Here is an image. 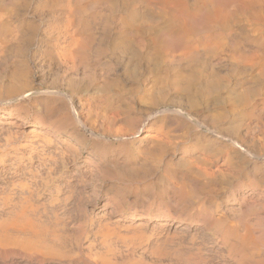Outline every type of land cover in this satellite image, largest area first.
<instances>
[{
    "label": "rangeland",
    "instance_id": "rangeland-1",
    "mask_svg": "<svg viewBox=\"0 0 264 264\" xmlns=\"http://www.w3.org/2000/svg\"><path fill=\"white\" fill-rule=\"evenodd\" d=\"M114 1L115 4L113 3V0H0V227L2 226L5 228V226L7 225V228H1L4 229L5 233L7 234L3 233L0 237V241L3 237H5V241L2 240L3 242H0V264H104L105 262H108L107 264H124L125 262H127L128 264L130 262L131 264H138L139 262H141V264H145L144 262H146V264H150L152 262L153 264H156L157 262L158 264H192L194 261L195 262L193 264H238L237 258L235 257L236 253L233 254L234 252L230 251L229 249L230 247H234L235 249L240 246L238 244L234 246L235 244L233 242L228 244L227 247L226 244L223 245L224 243L220 238V230L217 229L216 226H212V228L211 225H207V223H205L202 219L203 217L197 215L198 213H202V216L206 212L211 214L213 213L211 216L213 219L216 218V220H221L225 217V223L227 225L237 226V228L240 229V217L244 219L242 217V213L247 211V209L245 208L246 205H244L247 203V199L245 198L244 200L241 199V197L247 195V192L252 190L254 193H256V195L258 194L262 196V199L264 200V188H262L264 187V161L263 163H261V165L258 162L260 166L258 165V167H256L255 169L253 168L254 161L256 160L255 158L258 159L259 157L264 155V150H258V147H260L259 149L261 150L264 149V139L262 138L264 137V114H262L264 112H260L262 110L260 107H264V76L262 75L264 74L262 73L264 71V63H261V59L264 60V13H262L264 12V0H184L189 3L183 2L182 0H164V3H162L163 0H128V2L127 0ZM131 2L132 4H136L132 5ZM137 3L139 6L137 5ZM193 4L195 6H192ZM125 5H128V7L126 6L127 8H125ZM62 7H65L66 10ZM87 7L90 9L88 10ZM132 7L134 9H131ZM233 8H235V10ZM148 9H151L154 12H152L151 10L147 11ZM209 9L211 12L209 11ZM146 11L148 14L146 13ZM62 12H65L66 14ZM71 12H73L74 14ZM178 12L180 14H178ZM220 13L222 14L220 15ZM241 13L243 16L241 15ZM63 16L67 20H65ZM226 16L227 20H225ZM174 17H176L177 19ZM69 19H71L72 21H70ZM65 22H68V24ZM248 22L250 23L248 24ZM132 23L134 24L132 25ZM153 23L156 24L154 25ZM74 26L75 28H77V31H74L76 30ZM86 27H88L89 29L87 30ZM65 28L70 33H72L71 31L79 32L84 36L89 34L90 31H92L94 35L96 34V36H94V41L96 42V44H98L96 45L92 39V41L94 42L93 44L91 41V44L93 45L92 48H94L95 50L93 49V53L91 55L92 57L90 56L89 61L87 62L89 66H87L86 68L88 69L89 67H91L92 69H89H91L92 71L87 70V72L86 70H81L80 68V71L76 72V75L74 73V70L72 69V63L69 62L70 60H68L69 66L67 65V67H62V65L57 66V63H55L56 59L53 58H57V55H59V53H57L58 49L66 45L65 37L67 31L65 30ZM127 28L129 29V31L124 32V29L126 30ZM151 28L153 30H151ZM254 28L257 31H254ZM207 29H210V32H208ZM78 30H80L81 32ZM120 30L129 35L135 33L146 34L147 32V37L145 36L146 41H144L145 44L147 43L148 47H145L144 52L147 51L145 52L147 54L149 52H151V54L155 53L154 57H157L159 55V59L156 57L155 58L159 61H163L160 63L156 59H154V66L152 64H145L143 61L139 66H137L139 67V70L141 69L140 71L138 70L140 73H138V71H136L137 73H135L133 70L135 69L136 64L134 58L138 52H136L137 49L135 50L137 45L134 43L136 42H134V40L129 42V40H131L132 38L127 39V41H122L121 39H119V37L121 36L120 34H122ZM131 31L133 32L131 33ZM148 32L151 33L149 34ZM227 32L231 34L229 35ZM107 33H110L111 38H108L106 36ZM159 33L165 35L166 41L162 44H155L153 43L152 38H154V36ZM116 35L119 37H117ZM206 35L213 38L215 37L217 39L214 38L216 40L214 41V39L210 40L212 39L211 37L204 38L207 37ZM249 36L250 38H248ZM254 36H256L255 39ZM116 37L117 39H115ZM199 39L204 41H199ZM205 39L206 41L210 40L211 42H209V44L207 45L208 41L206 42ZM112 40H115V43ZM118 40H121V42H119ZM195 40L197 41L193 42ZM217 40L218 42H221L218 43ZM116 41L119 43H117ZM187 41L190 43H188ZM252 41H254V43ZM124 42H126L127 44ZM192 42L195 44H192ZM204 42H206V45L209 48L206 49V47H203L206 46ZM212 42H216V44ZM111 43H114L117 46H112ZM120 43H122V45ZM199 43L201 45H197ZM210 43L212 44L211 46H209ZM88 44L91 46L90 42ZM130 44L134 46L132 47ZM119 45L123 46L124 48H121V46ZM213 45H216L217 47L214 46L213 48ZM219 45L222 47V49ZM199 46H201L200 48L203 51H201ZM230 47L232 49L234 48V53L238 49L235 53L236 56H231L234 53H232L233 50H230ZM137 48H139V46ZM187 48H193V50L195 49L192 55H190V51H187ZM228 49L229 52H227ZM159 50L161 53L159 52ZM205 50H207V52H205ZM197 51L199 54L197 53ZM223 51H225V54L223 53ZM184 52L190 54L187 55ZM252 52L256 56L259 55V60L256 61V73L250 71V69L245 67V65L243 64L244 62H242L243 60H241V58L236 59V57L240 56L239 53L241 55L246 53L245 55L248 56V53L253 54ZM53 53H56L57 55H54ZM166 53L167 56H165ZM227 53H230L231 55H228ZM50 54H52V56ZM176 54H178L179 56ZM183 54L187 56L185 57ZM132 56L134 58H132ZM172 56H175V58ZM183 56L185 57V60H181V58L183 59ZM187 57L188 60L186 59ZM168 58L169 61H166L168 60ZM208 59L211 61H209ZM219 59L223 62H221ZM227 59L230 61L232 60L231 62L233 63L227 61ZM174 60L176 65L174 64ZM263 60L262 62H264ZM155 61L160 63V65L156 64ZM206 61H208L209 63H206ZM124 62L127 63L125 64ZM128 62L131 63L128 64ZM191 62L193 63L191 64ZM227 62L231 63H229L231 67ZM238 62H240L241 65L240 63L238 64ZM259 62L261 63V65ZM225 63L227 64L225 65ZM166 64L170 67H167ZM214 64H218L217 69L215 67L216 65ZM220 64L221 66L219 67ZM233 64H235L236 66H234ZM149 65H151L152 67ZM155 65H158L159 67H156L155 69ZM223 65L225 67H223ZM162 66L164 69L162 68ZM209 66L211 68L213 67L212 69H214V71H212ZM260 66H262L263 68H261ZM196 67L198 72L196 71ZM200 67L202 69H200ZM150 68H152L153 70ZM159 68H161L162 70ZM242 68L246 69L244 71H247L248 69L249 73L244 72ZM83 70L84 72H87V75L86 72L84 75ZM145 70L147 71V74ZM148 70H152L153 74L148 75ZM187 70L189 72H187ZM230 70L232 71V73ZM237 70H239V72ZM124 71L128 72L125 73ZM142 71L145 73H143ZM176 71L179 73H177ZM215 71L216 74L212 75L211 73ZM259 71L262 72L259 73ZM196 72L198 76L195 75ZM242 72H244L245 75L244 73L241 74ZM199 73L203 74L202 78H200L201 74ZM251 73L253 74L252 77H250ZM126 74L128 75L126 76ZM129 74H132V76H130ZM138 74L141 75L139 76ZM90 75L93 76L91 77ZM160 75L162 78H165L162 80ZM164 75H167V79ZM83 77L92 79V82L90 79H87L86 81V78ZM175 77H182V79L180 78V80L179 78H177V81H181L178 82L177 85V81L174 80L176 79ZM186 77L188 78V80H186ZM253 77L257 79V82ZM132 78H135L137 80H133ZM194 78L196 80H194ZM198 78H200L201 80H199ZM204 78H206L205 80H207V82L204 81ZM251 78L253 81L251 80ZM142 79L145 81H142ZM153 79H155V81ZM168 80L173 83L175 81V85L177 87H174V84L172 86V83L170 86ZM138 81H140V85ZM157 81H163L164 84L165 81H168L169 83L168 84L166 82L165 86L162 83L164 89V95L162 94V99L161 97L158 98V95L154 93L156 87L162 86L161 83L159 82V84ZM202 81L203 84L201 85L200 83H202ZM211 81H216L215 83L217 85L214 84V82L212 84ZM210 82L212 85H214L213 87ZM89 83L91 85H89ZM87 84L90 87H88ZM152 84L154 85L152 86ZM85 85L88 88L84 89ZM150 85L151 87H149ZM207 85L211 86V88L207 87ZM204 87L207 88L205 89ZM128 88L131 91H129ZM140 89H142L143 91ZM147 89L148 91L151 90V92H148ZM127 90L129 91V94ZM237 92L238 94L240 93V98L237 97ZM147 93H153V95L151 96L153 97L155 95V98L157 97L158 101L153 97V102V100L149 99V96H147L150 94ZM142 94L147 95L146 97H143ZM232 95H235L236 97H232ZM143 98L144 100H139ZM232 98H237L238 101H234H236L235 104L238 102V106L237 104H234V101H230V99ZM261 99L263 100L261 101ZM146 100H151L152 102L150 103L148 101L149 103H147ZM159 100L161 102L163 100V103L159 104ZM143 101H145L147 104L142 103ZM190 101H193L192 104H190ZM258 101L262 103H259ZM230 102L232 103V105ZM240 102L243 107L241 106V104H239ZM106 103L108 106L104 108L106 106ZM194 103L196 104L195 107L193 106ZM128 104L132 105V107L130 105L132 109L127 107L124 108L125 105L128 106ZM233 104L235 105L234 107ZM239 105L243 109L240 108V110ZM117 106H119V108ZM254 106L258 108L254 109ZM149 107H151V109H149ZM159 107H163L168 110L165 112L167 117L165 116V114L159 116L154 121L152 127H150L149 129L147 127H142V129L137 132L134 131L136 128L135 125H133V127H131L132 125L130 126V121H133L137 117V114L138 117L136 119L142 118L143 116L141 115H143L144 112H147V110L144 111V108H147L149 110V113L154 109H158ZM251 107L253 110L251 109ZM232 108L236 111H232ZM139 109L140 111L142 109V111L140 112ZM182 110L184 111L183 113ZM227 110H231L232 113L230 112L229 114V111L227 113ZM127 112L129 113V115ZM197 112H199V115L197 114ZM207 112L210 113L212 118L208 117L209 115H205L207 114ZM213 112H215V114L218 113V115H215ZM221 113L224 115H222ZM131 114H133V117L131 116ZM219 114L221 118H218L219 120L215 119V117H219ZM235 114L240 115L235 116ZM107 115L110 119H107ZM113 115H115L116 117ZM125 116L127 117L129 124L126 120H124L126 119ZM231 116L232 118H230ZM200 117H202L203 119H200ZM207 117L209 120L206 119ZM259 117H261L262 119ZM117 118L119 119V121ZM192 118L195 120H193ZM112 119L116 122L114 123ZM213 119L214 123L212 122ZM221 119L224 122L219 123ZM123 120L126 121L125 123L128 124L132 129L129 128V126H125V124L123 125ZM227 120L230 121L228 122ZM209 122L212 123L210 124ZM200 123L204 124L201 125ZM246 123L248 126L245 125ZM213 124H215V128L213 127ZM203 125L205 126L203 127ZM232 125L236 128L231 129L233 127ZM211 127L212 129H210ZM254 128L257 129L254 130ZM259 128L263 129V131ZM248 129L252 131V133ZM229 130L230 132H232V134L228 133ZM244 130H246V132ZM119 131L122 135H118ZM257 131H260L263 136H261L260 133L259 136ZM235 132H239L237 133V135H239L237 136ZM92 133L95 135L97 133L96 137ZM115 133L119 137L116 136ZM146 134L154 135L156 139L152 138L153 141L151 139L149 141V138L142 140ZM163 134L164 136H162ZM256 134L258 136H255ZM225 136H227V138ZM239 136H241V139ZM230 137L232 138L230 139ZM233 137L236 139H234ZM250 137L252 138V142L254 143L257 140L255 145L254 143H250ZM237 139L241 141L238 142ZM243 139H245V141ZM156 140L157 142L154 145V143L152 142H155ZM167 141L168 145L166 143ZM241 142H244L245 146H243L244 143L242 145ZM224 143L226 146L224 145ZM159 145L161 147H159ZM155 148L159 150L163 148L164 150L161 149L160 151L163 150L162 152H160L159 150L157 152ZM146 149H148V151ZM236 149L239 151H236ZM245 149H247V151ZM252 149L253 151H251ZM150 150L152 153L150 152ZM153 150H156V152ZM248 150H250V152ZM257 150L260 151V154H258ZM144 151L147 153H145ZM235 151L238 154L235 153ZM251 152H256V156H254V154L252 155ZM152 154H154V157L152 156ZM159 154H161L163 157L161 156V158L160 156H158ZM246 154L249 155L247 156ZM201 156L202 158H200ZM249 156H252V158ZM195 157H198L199 160ZM246 158L249 159V161ZM251 159H253V161ZM199 161L200 163H198ZM205 163L207 164V166H205ZM178 164H180L181 166L183 165V167ZM192 165L194 166V168L192 167ZM192 168L195 170L197 168L205 170L207 169L206 171H210L208 176H210L212 172L213 174H217L218 171V176H214L217 178L221 177L222 180L213 177L212 174L210 180H212V178L214 180L209 181V178H207L208 176H200ZM184 172L186 173L183 174ZM196 173L197 176H195ZM220 173L226 174H224L223 177V175ZM188 174L191 175L188 176ZM180 177H182V180ZM198 177H201L200 179L204 184L201 183V180H199L200 182L198 181ZM203 177L204 179H202ZM192 179L195 180L193 181ZM253 179L254 181H257L256 186H253L255 184L251 183V180ZM203 180H207L206 184ZM170 181L172 182V184H170ZM179 181H182L183 183ZM191 182L196 183V189L191 185ZM220 182H222L223 184ZM170 185H173V187L175 185V187L173 188ZM206 186H208V188ZM180 188L182 189L183 197L186 199L189 196L187 201H193L191 205L188 204L189 206L186 204L181 205L182 208L187 207L188 210L191 208V215L187 217L188 219L184 218L183 216L181 217L180 215L173 216L172 212L167 211L166 208L163 209V204L165 200L170 197L169 195H171L172 189ZM190 188H193L192 191H190ZM197 189L198 191H195ZM211 189L212 191H210ZM214 189H216L217 191ZM258 191H260V193ZM208 193L209 195L212 193L213 195H211L214 198L210 197L211 195L208 196ZM193 195L194 198L192 200ZM201 196L203 198H199ZM162 198L164 200H162L161 202ZM204 198L206 199L204 200ZM150 199L152 200V202L150 201ZM202 201L204 204L202 203ZM210 201L211 204H209ZM202 204L204 205V207ZM206 207L208 210L204 211ZM213 208L215 211L213 210ZM202 210L204 212H202ZM225 210L227 211L225 212ZM222 212H224L225 215ZM230 212H232L233 215ZM222 215L224 216L222 217ZM249 218L252 219V217ZM169 219L171 222L169 221ZM164 221H169L170 225L167 228L160 230L159 224ZM203 223L209 226L210 229L208 227L206 229ZM105 225L107 227L104 228ZM169 228L170 230H167ZM203 228H205V232ZM114 229L115 232L113 231ZM216 229L219 231H214ZM106 231H108L109 233ZM174 233L176 237L173 235ZM105 234L107 235L105 236ZM108 234L113 235L110 236ZM105 237L108 238L106 239ZM171 237H174L175 239H172ZM168 238H171V241L168 242ZM146 240H148L147 243ZM166 240L168 243L166 242ZM172 240L175 241L172 242ZM215 240L217 243L215 242ZM220 244L223 245L224 248ZM160 245L162 247L165 246L163 247V250L166 251L162 250V252V247ZM248 245L245 246L251 247V245ZM155 246H157V248H155ZM143 249H145V253L143 252ZM149 250L151 251L150 254L149 252H147ZM185 250H188L189 254L193 253L192 255H195L197 252L200 253H197L199 256L197 254L195 255L197 257L196 259L195 256L192 257V255H189ZM156 252H158L159 254H157ZM164 252L166 253L164 254ZM181 252H184L183 256ZM153 253L156 254L152 255L154 256V261L151 257V254ZM200 254L202 256H204L205 254L206 255L201 258ZM255 254L254 260L259 261L260 258L258 257L260 256H258V253L256 254V256ZM129 255L131 256V260H133L134 263L131 260H127V257L128 259H130ZM185 255H188L189 257H186ZM162 256L163 259L161 258L162 260H159V257ZM209 256L210 258H208ZM98 257L100 258L98 259ZM148 257H151L149 259L152 261L148 260ZM233 257H235L236 260ZM138 258H140L139 262H137ZM188 258L194 261L192 262L188 260ZM101 259H103L104 261ZM105 259H107L108 261ZM185 259L188 261H186Z\"/></svg>",
    "mask_w": 264,
    "mask_h": 264
},
{
    "label": "bare ground",
    "instance_id": "bare-ground-1",
    "mask_svg": "<svg viewBox=\"0 0 264 264\" xmlns=\"http://www.w3.org/2000/svg\"><path fill=\"white\" fill-rule=\"evenodd\" d=\"M117 1H118V0H117ZM120 1H121V0H120ZM129 1H130V0H129ZM131 1H132V0H131ZM133 1H134V0H133ZM135 1H137V0H135ZM143 1H144V0H143ZM173 1H174V0H173ZM175 1H176V0H175ZM182 1H183V2H186V1H184V0H182ZM196 1H197V0H196ZM242 1H248V0H242ZM256 1H257V0H256ZM258 1H259V0H258ZM127 2H128V0H127ZM127 2H126V3H127ZM164 2H165V1L163 0L162 3H164ZM177 2H178V1H177ZM180 2H181V1H180ZM180 2H179V3H180ZM50 3H51V2H50ZM113 3L115 4V1H114V0H113ZM129 3H130V2H129ZM149 3H150V2H149ZM169 3H170V2H169ZM186 3H189V2H186ZM242 3H243V2H242ZM263 3H264V2H263ZM48 4H49V3H48ZM94 4H95V2H94ZM103 4H104V3H103ZM107 4H108V3H107ZM109 4H110V3H109ZM114 4H113V5H114ZM116 4H117V3H116ZM118 4H119V3H118ZM123 4H124V3H123ZM131 4H132V2H131ZM133 4H134V3H133ZM133 4H132V5H133ZM135 4H136V3H135ZM135 4H134V5H135ZM165 4H166V3H165ZM165 4H164V5H165ZM215 4H216V3H215ZM89 5H92V4H89ZM101 5H102V4H101ZM137 5H138V3H137ZM142 5H143V4H142ZM164 5H163V6H164ZM190 5H191V4H190ZM216 5H217V4H216ZM234 5H235V4H234ZM63 6H64V5H63ZM114 6H115V5H114ZM119 6H120V5H119ZM126 6L128 7V5H125V8H127ZM130 6H131V5H130ZM138 6H139V5H138ZM192 6H195V5L193 4ZM197 6H198V5H197ZM204 6H205V5H204ZM209 6H210V5H209ZM67 7H68V6H67ZM97 7H98V6H97ZM109 7H110V6H109ZM160 7H161V6H160ZM189 7H190V6H189ZM231 7H232V6H231ZM58 8H59V6H58ZM62 8H63V7H62ZM62 8H61V10H62ZM87 8H88V7H87ZM111 8H112V7H111ZM145 8H146V7H145ZM216 8H217V7H216ZM239 8H240V7H239ZM63 9H65V7H64ZM89 9H90V8H88V10H89ZM112 9H113V8H112ZM131 9H134V8L132 7ZM146 9H147V8H146ZM165 9H166V8H165ZM187 9H188V7H187ZM201 9H202V8H201ZM203 9H204V8H203ZM233 9L235 10V8H233ZM237 9H238V7H237ZM250 9H251V8H250ZM263 9H264V8H263ZM58 10H60V9H58ZM65 10H66V9H65ZM77 10H78V9H77ZM95 10H96V9H95ZM95 10H94V11H95ZM102 10H103V9H102ZM113 10H114V9H113ZM150 10H151V9H150ZM150 10L148 9L147 11H150ZM159 10H160V9H159ZM245 10H246V9H245ZM253 10H254V9H253ZM261 10H262V9H261ZM133 11H134V10H133ZM135 11H136V10H135ZM139 11H140V10H139ZM142 11H143V10H142ZM147 11H146V13H147ZM151 11H152V10H151ZM157 11H158V10H157ZM209 11H210V9H209ZM216 11H217V10H216ZM241 11H242V10H241ZM80 12H81V11H80ZM90 12H91V11H90ZM115 12H116V11H115ZM130 12H131V11H130ZM144 12H145V11H144ZM152 12H154V11H152ZM210 12H211V11H210ZM243 12H244V11H243ZM252 12H253V11H252ZM62 13L66 14L65 12H62ZM62 13H61V14H62ZM71 13H73V12H71ZM100 13H101V12H100ZM117 13H118V12H117ZM133 13H134V12H133ZM165 13H166V12H165ZM231 13H232V12H231ZM231 13H230V14H231ZM237 13H238V12H237ZM262 13H264V12H262ZM73 14H74V13H73ZM76 14H77V13H76ZM147 14H148V13H147ZM160 14H161V13H160ZM178 14H180V13L178 12ZM221 14H222V13H220V15H221ZM232 14H233V13H232ZM234 14H235V13H234ZM110 15H111V14H110ZM144 15H145V14H144ZM195 15H196V14H195ZM226 15H227V14H226ZM228 15H229V14H228ZM241 15H242V13H241ZM255 15H256V14H255ZM262 15H263V14H262ZM59 16H60V15H59ZM164 16H165V15H164ZM168 16H169V15H168ZM178 16H179V15H178ZM232 16H233V15H232ZM242 16H243V15H242ZM242 16H241V17H242ZM260 16H261V15H260ZM63 17H64V16H63ZM76 17H77V15H76ZM78 17H79V16H78ZM88 17H89V16H88ZM97 17H98V16H97ZM124 17H125V16H124ZM241 17H240V18H241ZM245 17H246V16H245ZM64 18H65V17H64ZM70 18H73V17H70ZM74 18H75V17H74ZM148 18H149V17H148ZM174 18H176V17H174ZM181 18H182V17H181ZM226 18H227V16L225 17V20H227ZM248 18H249V17H248ZM250 18H251V17H250ZM176 19H177V18H176ZM178 19H180V18H178ZM182 19H183V18H182ZM204 19H205V18H204ZM229 19H232V18H229ZM229 19H228V20H229ZM65 20H67V19L65 18ZM65 20H64V21H65ZM69 20L72 21L71 19H69ZM69 20H68V22H69ZM80 20H81V19H80ZM148 20H150V19H148ZM151 20H152V19H151ZM242 20H243V19H242ZM242 20H241V21H242ZM93 21H94V20H93ZM177 21H178V20H177ZM182 21H183V20H182ZM238 21H239V20H238ZM245 21H246V20H245ZM255 21H256V20H255ZM68 22H65V23L68 24ZM85 22H86V21H85ZM141 22H142V21H141ZM145 22H146V21H145ZM147 22H148V21H147ZM187 22H188V21H187ZM211 22H213V21H211ZM214 22H215V21H214ZM242 22H243V21H242ZM70 23H71V22H70ZM72 23H73V22H72ZM92 23H93V22H92ZM130 23H131V22H130ZM142 23H143V22H142ZM160 23H161V22H160ZM215 23H216V22H215ZM235 23H236V21H235ZM235 23H234V24H235ZM249 23H250V22H248V24H249ZM262 23H263V22H262ZM0 24H1V23H0ZM67 24H66V25H67ZM106 24H107V23H106ZM106 24H105V25H106ZM110 24H111V23H110ZM133 24H134V23H132V25H133ZM153 24H154V23H153ZM155 24H156V23H155ZM155 24H154V25H155ZM162 24H163V23H162ZM180 24H181V23H180ZM182 24H183V23H182ZM184 24H185V23H184ZM206 24H207V23H206ZM211 24H212V23H211ZM211 24H210V26H211ZM213 24H214V23H213ZM223 24H224V23H223ZM246 24H247V23H246ZM71 25H72V24H71ZM73 25H74V24H73ZM113 25H114V24H113ZM146 25H147V24H146ZM174 25H175V24H174ZM187 25H188V24H187ZM207 25H208V24H207ZM215 25H216V24H215ZM215 25H214V26H215ZM220 25H221V24H220ZM228 25H229V24H228ZM257 25H258V24H257ZM263 25H264V24H263ZM64 26H65V25H64ZM69 26H70V24H69ZM89 26H90V25H89ZM183 26H184V25H183ZM255 26H256V25H255ZM65 27H66V26H65ZM71 27H72V26H71ZM82 27H83V26H82ZM108 27H109V26H108ZM110 27H111V26H110ZM151 27H152V26H151ZM153 27H154V26H153ZM212 27H213V26H212ZM224 27H225V26H224ZM262 27H263V26H262ZM66 28H67V27H66ZM66 28H65V30L67 31L68 28H67V29H66ZM69 28H70V27H69ZM74 28H75V26H74ZM86 28H87V30L89 29L88 27H86ZM111 28H112V27H111ZM149 28H150V27H149ZM183 28H184V27H183ZM208 28H209V27H208ZM213 28H214V27H213ZM249 28H250V26H249ZM63 29H64V28H63ZM75 29H76V30H74V31H77V28H75ZM84 29H85V28H84ZM127 29H128V28H127ZM127 29H126V30L124 29V32H125V31H129V29H128V30H127ZM146 29H147V28H146ZM211 29H212V28H211ZM261 29H262V28H261ZM65 30H64V31H65ZM69 30H70V29H69ZM122 30H123V29H122ZM122 30H120L122 34L119 33L121 36H120L119 34H118V35H119L120 37L117 36V35H116V36L119 37V39H121L122 41H125V40L127 41V39L132 38L131 40H129V42L132 41V40H134V42H136V43H134V42H133V43L137 45V46L135 45V46H136L135 50L137 49L136 52L138 51V52H137V55H135V58L132 56V58H134L135 61H136V62H135V63H136V64H135V69H133L134 72L137 73L136 71L139 70V67H137V66H139L140 63H142L143 61H144L145 64L147 63V64H152V65H153L154 59L158 58L159 55H158L157 57L155 56V57H156V58H155V57H154V54H155V53H152V54H153V55H152L151 52H149L150 54H149V53H148V54L145 53V52H147V51L144 52L145 47H148V46H147V43L145 44V41H146V40H145V36L147 35V32H146V34H145V33H137V34L135 33V34H130V35H129V34H127V33L122 32ZM132 30H133V28H132ZM151 30H153V29L151 28ZM190 30H191V29H190ZM207 30H208V29H207ZM227 30H228V29H227ZM231 30H232V29H231ZM251 30H252V29H251ZM255 30H256V29L254 28V31H255ZM66 31H65V32H66ZM74 31H71L72 33L68 32V31L66 32V37H65V38H66V45L63 46V45H64V44H63V45H62L63 47H61V48L58 49V52H57V53H59V55H57L56 53H55V54L53 53L54 55H57V58L54 57L53 59H56V62H55V63H57V66H58V65H59V66L62 65V67H63V66H64V67H67V65L69 66L68 60H70L69 62L72 63V69L74 70V73L76 74V72L80 71V68H81V70L84 69V70H86V71L92 69L91 67H89V68H91V69H89V68L86 69V68H87V66H89L87 62L89 61V58H90V56L92 55V53H93V49H94V48H92L93 45L91 44V41H92V39H93V41H94V36H96V34L94 35V33H93L92 31H90L89 34H87V35L84 36V35H81L79 32H74ZM78 31H80V30H78ZM83 31H84V30H83ZM93 31H94V30H93ZM145 31H146V30H145ZM148 31H149V30H148ZM212 31H213V30H212ZM215 31H216V29H215ZM223 31H224V30H223ZM256 31H257V30H256ZM259 31H260V29H259ZM259 31H258V32H259ZM73 32H74V33H73ZM80 32H81V31H80ZM85 32H86V31H85ZM96 32H97V31H96ZM104 32H105V31H104ZM132 32H133V31H131V33H132ZM140 32H141V31H140ZM143 32H144V31H143ZM156 32H157V31H156ZM208 32H210V29L208 30ZM220 32H221V31H220ZM225 32H226V31H225ZM230 32H231V31H230ZM232 32H234V31H232ZM249 32H250V31H249ZM249 32H248V33H249ZM261 32H262V31H261ZM102 33H103V32H102ZM148 33H149V32H148ZM150 33H151V32H150ZM150 33H149V34H150ZM213 33H214V32H213ZM227 33H228V32H227ZM235 33H236V32H235ZM244 33H245V32H244ZM254 33H256V32H254ZM254 33H253V34H254ZM113 34H114V33H113ZM149 34H148V35H149ZM217 34H218V33H217ZM228 34H229V33H228ZM230 34H231V33H230ZM230 34H229V35H230ZM241 34H242V33H241ZM132 35H133V36H132ZM211 35H212V34H211ZM243 35H245V34H243ZM254 35H255V34H254ZM60 36H61V35H60ZM106 36H107L108 38H111L110 33H107ZM206 36H207V35H206ZM257 36H258V35H257ZM263 36H264V35H263ZM101 37H102V36H101ZM104 37H105V36H104ZM117 37H116L115 39H117ZM146 37H147V36H146ZM203 37H204V36H203ZM208 37H211V36H207V37H204V38H208ZM252 37H253V36H252ZM252 37H251V39H252ZM62 38H63V37H62ZM102 38H103V37H102ZM204 38H203V39H204ZM211 38H212V39H210V40H213L215 37H214V38L211 37ZM236 38H237V37H236ZM248 38H250V36H249ZM255 38H256V36H254V39H255ZM113 39H114V37H113ZM146 39H147V38H146ZM152 39H153V43H155V44H159V43L162 44V43H164V42L166 41V40H165V35H163L162 33H159V34L155 35L154 38H152ZM152 39H151V40H152ZM215 39H217V38H215ZM215 39H214V41H216ZM227 39H228V38H227ZM240 39H241V38H240ZM61 40H62V39H61ZM98 40H99V38H98ZM121 40H120V41L118 40V41L121 42ZM135 40H136V41H135ZM144 40H145V41H144ZM148 40H149V39H148ZM197 40H198V39H197ZM197 40H195V41H193V42H196ZM210 40H209V41L207 40V41H208L207 45L209 44V42H211ZM249 40H250V39H249ZM249 40H248V41H249ZM260 40H261V39H260ZM62 41H63V40H62ZM93 41H92V43L94 44L95 41H94V42H93ZM112 41L114 42L115 40H112ZM199 41H202V40L199 39ZM199 41H198V42H199ZM203 41H204V40H203ZM203 41H202V42H203ZM205 41H206V39H205ZM207 41H206V42H207ZM230 41H231V38H230ZM240 41H241V40H240ZM248 41H247V42H248ZM255 41H256V40H255ZM89 42H90L91 46L88 44ZM100 42H101V41H100ZM116 42H117V41H116ZM119 42H117V43H119ZM187 42H188V41H187ZM193 42H192V44H195V43H193ZM206 42H204L205 45H206ZM217 42H218V40H217ZM220 42H221V41H220ZM220 42H218V43H220ZM228 42H229V41H228ZM232 42H233V41H232ZM232 42H231V43H232ZM235 42H236V41H235ZM245 42H246V41H245ZM252 42L254 43V41H252ZM259 42H260V41H259ZM114 43H115V42H114ZM114 43H113V44L111 43L112 46L115 45ZM124 43H126V42H124ZM133 43H131V44H133ZM185 43H186V42H185ZM188 43H190V42H188ZM188 43H187V44H188ZM200 43H201V42H200ZM200 43L197 44V45H201V44H202V43H201V44H200ZM212 43L216 44V42H212ZM226 43H227V42H226ZM255 43H256V42H255ZM257 43H258V42H257ZM260 43H261V42H260ZM263 43H264V42H263ZM95 44H96V42H95ZM97 44H98V43H97ZM97 44H96V45H97ZM106 44H107V43H106ZM111 44H109V45H111ZM120 44L122 45V43H120ZM126 44H127V43H126ZM128 44H129V43H128ZM131 44H130V45H131ZM229 44H230V43H229ZM229 44H228V45H229ZM247 44H249V43H247ZM88 45H89V46H88ZM121 45H119V46H121ZM124 45H125V44H124ZM207 45H206V46H203V47H206V49L209 48V47H207ZM211 45H212V44L210 43L209 46H211ZM220 45H221V44H220ZM220 45H219V46H220ZM224 45H225V44H224ZM244 45H245V44H244ZM262 45H263V44H262ZM56 46H57V45H56ZM98 46H99V45H98ZM112 46H111V48H112ZM115 46H117V45H115ZM131 46L133 47L134 45H131ZM138 46H139V48H137ZM159 46H160V45H159ZM189 46H190V45H189ZM214 46H216V45H213V48H214ZM225 46H226V45H225ZM241 46H242V44H241ZM253 46H254V45H253ZM263 46H264V45H263ZM94 47H95V46H94ZM122 47H123V46H121V48H122ZM200 47H201V46H199V48H200ZM216 47H217V46H216ZM220 47H221V46H220ZM227 47H229V46H227ZM248 47H249V46H248ZM96 48H97V47H96ZM123 48H124V47H123ZM129 48H130V47H129ZM157 48H158V47H157ZM230 48H231V47H230ZM237 48H238V47H237ZM239 48H240V47H239ZM252 48H253V47H252ZM50 49H51V48H50ZM183 49H184V48H183ZM187 49H188V48H187ZM197 49H198V48H197ZM200 49H201V48H200ZM216 49H217V48H216ZM219 49H220V48H219ZM221 49H222V47H221ZM223 49H224V48H223ZM233 49H234V48H233ZM233 49L231 48L230 50H233ZM260 49H261V48H260ZM56 50H57V49H56ZM94 50H95V49H94ZM102 50H103V49H102ZM102 50H101V51H102ZM156 50H157V49H156ZM208 50H209V49H208ZM210 50H211V49H210ZM237 50H238V49H237ZM237 50H236V52H237ZM242 50H243V49H242ZM246 50H248V49H246ZM132 51H134V50H132ZM148 51H149V50H148ZM168 51H169V50H168ZM187 51H190L191 54H190V53H186V52H184V53H186L187 55H189V54L192 55V53L195 51V49L193 50V48H192V49L189 48ZM199 51H200V50H199ZM201 51H203V50L201 49ZM225 51H226V50H225ZM225 51H223V53H224ZM243 51H244V50H243ZM252 51H253V50H252ZM256 51H257V50H256ZM51 52H52V50H51ZM51 52H50V53H51ZM53 52H54V51H53ZM155 52H156V51H155ZM159 52H160V50H159ZM159 52H158V53H159ZM165 52H167V51H165ZM169 52H170V51H169ZM205 52H207V50H205ZM220 52H222V51H220ZM220 52H219V53H220ZM227 52H229V49H228ZM236 52H235V53H236ZM238 52H239V51H238ZM246 52H247V51H246ZM250 52H251V50H250ZM254 52H255V51H254ZM258 52H260V51H258ZM125 53H126V52H125ZM158 53H156V54H158ZM160 53H161V52H160ZM197 53H198V51H197ZM201 53H203V52H201ZM232 53H234V50H233ZM235 53H234L233 55H231L230 53H229V54H230L231 56L234 57ZM241 53H242V51H241ZM252 53H253V52H252ZM261 53H262V52H261ZM261 53H260V55H261ZM162 54H164V53H162ZM194 54H195V53H194ZM198 54H199V53H198ZM216 54H217V53H216ZM216 54H214V55H216ZM224 54H225V53H224ZM224 54H223V56H224ZM227 54H228V53H227ZM227 54H226V55H227ZM229 54H228V55H229ZM245 54H246V53H245ZM245 54L241 55V54L239 53L240 56L236 57V59H240V58H241V60H243L242 62H244L243 64L245 65V67H247L248 69H250V71H253V72L256 73V71H255V68H256V65H257V64H256V61L259 60V59H258V56H259V55L257 54L258 56H256L254 53H253V54L248 53L249 55L246 56ZM262 54H263V53H262ZM50 55L52 56V54H50ZM176 55H178V54H176ZM183 55L185 56V54H183ZM187 55H186V56H187ZM200 55H201V54H200ZM214 55H213V56H214ZM244 55H245V56H244ZM121 56H124V55H121ZM165 56H167V53L165 54ZM169 56H170V55H169ZM169 56H168V57H169ZM178 56H179V55H178ZM178 56H176V57H178ZM184 56H183V59L181 58V60H185L184 58H185L186 56H185V57H184ZM207 56H208V55H207ZM218 56H219V55H218ZM218 56H217V57H218ZM220 56H221V55H220ZM235 56H236V55H235ZM263 56H264V54H263ZM91 57H92V56H91ZM93 57H94V56H93ZM125 57H126V56H125ZM160 57H161V55H160ZM172 57L175 58V56H172ZM180 57H181V56H180ZM188 57H189V56H188ZM188 57L186 58L187 60H188ZM205 57H206V56H205ZM214 57H215V56H214ZM225 57H226V56H225ZM227 57H228V56H227ZM163 58H164V57H163ZM170 58H171V57H170ZM203 58H204V57H203ZM208 58H209V57H208ZM215 58H216V57H215ZM218 58H219V57H218ZM221 58H222V57H221ZM221 58H220V59H221ZM228 58H229V57H228ZM127 59H128V58H127ZM134 59H133V60H134ZM158 59H159V58H158ZM166 59H167V58H166ZM177 59H178V58H177ZM209 59H210V58H209ZM209 59H208V60H209ZM211 59H213V58H211ZM220 59H219V60H220ZM231 59H232V57H231ZM234 59H235V58H234ZM236 59H235V60H236ZM260 59H261V58H260ZM156 60H157V59H156ZM160 60H161V58H160ZM172 60H173V58H172ZM172 60H171V61H172ZM181 60H180V61H181ZM189 60H190V59H189ZM202 60H203V59H202ZM205 60H206V59H205ZM219 60H218V61H219ZM262 60H263V59H261V63H264V62H262ZM129 61H130V58H129ZM157 61L161 63L163 60H162V61L157 60ZM157 61H155L156 64H159V65H160V63H158ZM166 61H169V58H168V60H166ZM166 61H164V62H166ZM171 61H170V62H171ZM178 61H179V60H178ZM192 61H193V59H192ZM195 61H196V60H195ZM209 61H211V60H209ZM220 61H221V60H220ZM220 61H219V62H220ZM224 61H225V60H224ZM227 61H230V60L227 59ZM231 61H232V60H231ZM231 61H230V62H231ZM263 61H264V60H263ZM170 62H167V63H170ZM182 62H183V61H182ZM207 62H208V61H206V63H207ZM221 62H223V61H221ZM221 62H220V63H221ZM225 62H226V61H225ZM230 62H229V63H230ZM124 63H125V62H124ZM126 63H127V62H126ZM126 63H125V64H126ZM130 63H131V62H130ZM130 63L128 62V64H130ZM171 63H172V62H171ZM176 63H177V62H176ZM187 63H188V62H187ZM192 63H193V62H191V64H192ZM206 63H205V65H206ZM208 63H209V62H208ZM227 63H228V62H227ZM227 63H225V65H226ZM229 63H228V65H229ZM231 63H233V62H231ZM231 63H230V64H231ZM239 63H240V62H238V64H239ZM259 63H260V62H259ZM261 63H260V65H261ZM132 64H133V62H132ZM174 64H175V60H174ZM218 64H219V63H218ZM218 64H217V65H218ZM223 64H224V63H223ZM70 65H71V64H70ZM170 65H171V64H170ZM175 65H176V64H175ZM186 65H187V64H186ZM205 65H204V66H205ZM208 65H209V64H208ZM211 65H212V64H211ZM214 65H216V64H214ZM214 65H213V66H214ZM217 65L215 66L216 69L218 68ZM233 65L236 66L235 64H233ZM240 65H241V63H240ZM244 65H243V66H244ZM128 66H129V65H128ZM132 66H133V65H132ZM141 66H142V64H141ZM144 66H145V65H144ZM149 66H151V65H149ZM153 66H154V65H153ZM166 66H167V64H166ZM168 66H169V65H168ZM168 66H167V67H168ZM182 66H183V64H182ZM190 66H191V65H190ZM201 66H203V65H201ZM220 66H221V64L219 65V67H220ZM229 66H230V65H229ZM234 66H233V67H234ZM262 66H263V65H262ZM262 66H260V67L263 68ZM151 67H152V66H151ZM156 67L158 68L159 66H158V65H155L154 68L156 69ZM169 67H170V66H169ZM173 67H174V66H173ZM206 67H207V66H206ZM209 67H210V66H209ZM209 67H208V68H209ZM223 67H225V66L223 65ZM230 67H231V66H230ZM233 67H232V68H233ZM258 67H259V66H258ZM57 68H58V67H57ZM60 68H61V67H60ZM121 68H122V67H121ZM133 68H134V67H133ZM162 68H163V66H162ZM190 68H191V67H190ZM208 68H203V69H208ZM212 68H213V67H212ZM212 68L210 67V69H212ZM228 68H229V67H228ZM228 68H227V69H228ZM235 68H236V67H235ZM235 68H234V69H235ZM61 69H62V68H61ZM63 69H64V68H63ZM65 69H66V68H65ZM129 69H130V68H129ZM148 69H149V68H148ZM150 69H152V68H150ZM159 69H161V68H159ZM163 69H164V68H163ZM165 69H166V68H165ZM168 69H169V68H168ZM194 69H195V68H194ZM194 69H192V70H194ZM200 69H202V68L200 67ZM230 69H231V68H230ZM234 69H233V72H234ZM242 69H243V68H242ZM248 69H247V71H244V70H246V69H243V71L249 73ZM259 69H260V68H259ZM84 70H83V72H84ZM125 70H126V69H125ZM127 70H128V69H127ZM140 70H141V69H140ZM140 70H139V71H140ZM152 70H153V69H152ZM152 70H150V71L148 70V71H149V72H148V75L153 74V71H152ZM161 70H162V69H161ZM169 70H170V69H169ZM174 70H175V69H174ZM239 70H240V69H239ZM239 70H237V71L239 72ZM263 70H264V68H263ZM86 71H85V72H86ZM91 71H92V70H91ZM93 71H94V70H93ZM128 71H129V70H128ZM128 71H127V72H128ZM139 71H138V73H140ZM143 71H144V69H143ZM143 71H142V72H143ZM145 71H146V70H145ZM165 71H166V70H165ZM167 71H168V70H167ZM185 71H186V70H185ZM189 71H190V69H189ZM189 71L187 70V72H189ZM196 71L198 72L197 67H196ZM212 71H214V69H212ZM230 71H231V70H230ZM235 71H236V70H235ZM85 72H84V75H85ZM87 72H88V71H87ZM87 72H86V75H87ZM96 72H97V71H96ZM124 72H125V71H124ZM127 72H125V73H127ZM132 72H133V71H132ZM160 72H161V71H160ZM173 72H174V71H173ZM176 72H177V71H176ZM194 72H195V71H194ZM197 72H196L195 75H197ZM201 72H202V71H201ZM208 72H209V71H208ZM208 72H207V73H208ZM238 72H237V73H238ZM244 72H242L241 74H243ZM253 72H252V73H253ZM257 72H258V70H257ZM260 72H262V71H259V73H260ZM90 73H92V72H90ZM130 73H131V72H130ZM143 73H145V72H143ZM143 73H142V74H143ZM154 73H155V72H154ZM171 73H172V70H171ZM177 73H179V72H177ZM191 73H192V72H191ZM204 73H205V70H204ZM210 73H211V72H210ZM231 73H232V71H231ZM248 73H247V75H248ZM252 73H251L250 77H252V75L254 74V73H253V74H252ZM262 73H264V71H263ZM262 73H261V74H262ZM132 74H133V73H132ZM132 74H131V75L129 74V75L132 76ZM146 74H147V71H146ZM192 74H193V73H192ZM199 74H201L200 78H202V75H203V74H202V73H199ZM211 74H212V75H213V74H216V71L213 72V73H211ZM218 74H219V73H218ZM218 74H217V75H218ZM224 74H225V73H224ZM76 75H77V74H76ZM122 75H123V74H122ZM127 75H128V74H126V76H127ZM133 75H134V74H133ZM138 75H139V74H138ZM140 75H141V74H140ZM140 75H139V76H140ZM158 75H159V74H158ZM189 75H191V74H189ZM195 75H194V76H195ZM204 75H205V74H204ZM217 75H216V76H217ZM234 75H235V74H234ZM244 75H245V73H244ZM247 75H246V76H247ZM254 75H255V74H254ZM258 75H260V74H258ZM258 75H257V77H258ZM262 75L264 76V74H262ZM262 75H261V76H262ZM88 76H89V74H88ZM90 76H91V75H90ZM92 76H93V75H92ZM92 76H91V77H92ZM124 76H125V75H124ZM152 76H153V75H152ZM162 76H163V75H162ZM164 76H166V79H167V75H164ZM177 76H178V74H177ZM185 76H186V75H185ZM187 76H188V75H187ZM197 76H198V75H197ZM135 77H137V76H135ZM143 77H145V76H143ZM160 77H161V75H160ZM189 77H191V76H189ZM206 77H207V75H206ZM210 77H211V76H210ZM220 77H221V75H220ZM237 77H238V76H237ZM239 77H240V76H239ZM250 77H249V78H250ZM254 77H255V76H254ZM254 77H253V78H254ZM83 78H86V81H87V79H88L87 77H83ZM130 78H131V77H130ZM152 78H153V77H152ZM161 78H162V77H161ZM161 78H160V79H161ZM164 78H165V77H164ZM164 78H162V80H163ZM170 78H171V76H170ZM175 78H176V77H175ZM177 78H179V77H177ZM177 78L174 79V80L177 81ZM180 78L182 79V77H180ZM180 78H179V80H180ZM200 78H198V79L201 80ZM211 78H212V77H211ZM234 78H235V77H234ZM74 79H76V78H74ZM89 79H90V78H89ZM89 79H88V80H89ZM128 79H129V78H128ZM128 79H127V80H128ZM132 79H133V78H132ZM143 79H145V78H143ZM143 79H142V81H145V80H143ZM155 79H157V78H155ZM155 79H153V80L155 81ZM158 79H159V78H158ZM168 79H169V78H168ZM198 79H197V80H198ZM205 79H206V78H204V81L207 82V80H205ZM208 79H209V77H208ZM231 79H232V78H231ZM246 79H247V78H246ZM254 79H255L256 82H257V79H256V78H254ZM83 80H84V79H83ZM90 80H91V82H92V79H90ZM116 80H117V79H116ZM133 80H137V79L134 78ZM150 80H151V79H150ZM174 80H173V81H174ZM186 80H188L187 77H186ZM194 80H196V79L194 78ZM251 80H252V78H251ZM251 80H250V81H251ZM260 80H261V79H260ZM73 81H74V80H73ZM75 81H76V80H75ZM118 81H119V80H118ZM142 81H141V82H142ZM168 81H169V80H168ZM168 81H165V84H166V82L168 83ZM171 81H172V80H171ZM182 81H183V80H182ZM189 81H190V79H189ZM208 81H209V80H208ZM252 81H253V80H252ZM252 81H251V82H252ZM124 82H126V81H124ZM138 82H139V85H140V81H138ZM150 82H151V81H150ZM157 82H158V81H157ZM159 82H160V81H159ZM159 82H158V83H159ZM178 82H181V81H177L176 85L178 84ZM185 82H186V81H185ZM187 82H188V81H187ZM206 82H205V83H206ZM211 82H212V84H213V82H214V84H216V83H215L216 81H211ZM211 82H210V84H211ZM241 82H242V81H241ZM246 82H247V81H246ZM256 82H255V83H256ZM262 82H263V81H262ZM87 83H88V82H87ZM115 83H116V82H115ZM135 83H136V82H135ZM143 83H144V82H143ZM160 83H161V85H162L163 81L160 82ZM160 83H159V84H160ZM169 83H170V86H171V83H172V86H173V84H174V87L176 86V85H175V81H174V83L169 81ZM169 83H168V84H169ZM208 83H209V82H208ZM244 83H245V82H244ZM258 83H259V82H258ZM154 84H155V83H154ZM154 84H152V86H153ZM156 84H157V83H156ZM165 84L163 83L164 86H165ZM179 84H180V83H179ZM182 84H183V82H182ZM185 84H186V83H185ZM188 84H189V83H188ZM200 84L202 85V84H203V81H202V83H200ZM212 84H211V85H212ZM220 84H221V83H220ZM220 84H219V85H220ZM224 84H225V83H224ZM250 84H251V83H250ZM89 85H91V84L89 83ZM163 85H162V86H158V87H156V88H155V86H154V88H155L154 93H155L156 95H158V98L161 97V99H162V96L164 95V94H163V92H164ZM216 85H217V84H216ZM256 85H257V84H256ZM87 86H88V84H87ZM197 86H198V85H197ZM213 86H214V85H212V87H213ZM224 86H225V85H224ZM237 86H238V85H237ZM237 86H236V87H237ZM254 86H255V85H254ZM88 87H90V86H88ZM88 87H86V85H85V88H84V89H86V88H88ZM121 87H122V86H121ZM135 87H136V86H135ZM145 87H147V86H145ZM149 87H151V85H150ZM176 87H177V86H176ZM178 87H179V86H178ZM198 87H199V86H198ZM207 87H210V88H211V86H209V85H207ZM207 87H206V88H207ZM252 87H253V86H252ZM122 88H123V87H122ZM126 88H127V87H126ZM139 88H140V86H139ZM139 88H138V89H139ZM152 88H153V87H152ZM152 88H151V89H152ZM154 88H153V89H154ZM180 88H181V87H180ZM185 88H186V87H185ZM187 88H188V87H187ZM190 88H191V87H190ZM204 88H205V87H204ZM204 88H202V89H204ZM206 88H205V89H206ZM263 88H264V87H263ZM149 89H150V88H149ZM153 89H152V90H153ZM220 89H221V88H220ZM242 89H243V88H242ZM246 89H247V88H246ZM248 89H249V88H248ZM128 90L131 91L129 88H128ZM128 90H127V91H128ZM136 90H137V89H136ZM140 90H142V89H140ZM140 90H139V91H140ZM183 90H185V89H183ZM199 90H200V89H199ZM251 90H252V88H251ZM120 91H121V90H120ZM129 91H128V94H129ZM132 91H133V90H132ZM142 91H143V90H142ZM142 91H141V93H142ZM145 91H146V90H145ZM147 91H148V89H147ZM165 91H166V88H165ZM174 91H175V89H174ZM194 91H195V90H194ZM194 91H193V92H194ZM201 91H202V90H201ZM215 91H216V90H215ZM245 91H246V90H245ZM253 91H254V90H253ZM253 91H251V92H253ZM125 92H126V91H125ZM148 92H151V90L148 91ZM190 92H191V91H190ZM193 92H192V93H193ZM198 92H199V91H198ZM240 92H241V91H240ZM144 93H145V92H144ZM167 93H168V92H167ZM196 93H197V92H196ZM206 93H207V92H206ZM242 93H243V92H242ZM126 94H127V93H126ZM147 94H150V95H147ZM147 94H145V95L142 94V95H143V97H146V95L149 96V99H152L153 102H154L153 97L155 98V95L152 97L151 95H153V93H152V94H151V93H147ZM162 94H163V95H162ZM179 94H180V93H179ZM187 94H188V93H187ZM187 94H186V95H187ZM190 94H191V93H190ZM190 94H189V95H190ZM200 94H201V93H200ZM210 94H211V93H210ZM231 94H233V93H231ZM236 94L238 95L237 97H239V94H240V93L238 94V92H237ZM236 94H235V95H236ZM189 95H188V97H189ZM197 95H198V94H197ZM197 95H196V96H197ZM205 95H207V94H205ZM218 95H219V94H218ZM227 95H228V94H227ZM235 95H232V97L235 96ZM251 95H252V94H251ZM261 95H262V94H261ZM117 96H118V95H117ZM133 96H134V93H133ZM150 96H151V97H150ZM165 96H166V95H165ZM165 96H164V97H165ZM180 96H181V95H180ZM190 96H191V95H190ZM194 96H195V95H194ZM200 96H201V95H200ZM203 96H204V95H203ZM211 96H212V95H211ZM223 96H224V95H223ZM118 97H119V96H118ZM120 97H121V96H120ZM176 97H177V96H176ZM181 97H182V96H181ZM183 97H184V96H183ZM185 97H186V96H185ZM201 97H202V96H201ZM207 97H208V96H207ZM214 97H215V96H214ZM235 97H236V96H235ZM235 97H234V98H235ZM240 97H241V95H240ZM240 97H239V98H240ZM250 97H251V96H250ZM115 98H116V97H115ZM131 98H132V97H131ZM147 98H148V97H147ZM158 98L156 97L155 100H157ZM170 98H171V97H170ZM194 98H195V97H194ZM234 98L230 99V101H231V100H232V101H234V100L238 101L237 98H236V99H234ZM121 99H122V98H121ZM137 99H138V98H137ZM166 99H167V98H166ZM181 99H182V98H181ZM187 99H188V98H187ZM197 99H198V98H197ZM199 99H200V98H199ZM248 99H249V98H248ZM139 100L142 101V100H144V98H143V99H139ZM163 100H165V99H163ZM163 100H162V102L159 100V101H160L159 104L163 103ZM171 100H172V99H171ZM242 100H243V99H242ZM242 100H241V101H242ZM254 100H255V99H254ZM262 100H263V99H261V101H262ZM119 101H120V100H119ZM122 101H123V100H122ZM130 101H131V100H130ZM135 101H136V100H135ZM146 101H147V100H146ZM148 101H149L150 103L152 102L151 100H148ZM148 101H147V103H149ZM157 101H158V100H157ZM172 101H173V100H172ZM196 101H197V100H196ZM196 101H194V102H196ZM219 101H220V100H219ZM221 101H222V100H221ZM224 101H225V100H224ZM232 101H231V102H232ZM236 101H234V104H235ZM239 101H240V99H239ZM252 101H253V99H252ZM252 101H251V102H252ZM259 101H260V100H259ZM259 101H258V102H259ZM263 101H264V100H263ZM132 102H133V101H132ZM155 102H156V101H155ZM166 102H167V101H166ZM190 102H191V101H190ZM192 102H193V101H192ZM192 102H191L190 104H192ZM222 102H223V101H222ZM231 102H230V103H231ZM242 102H243V101H242ZM248 102H250V101H248ZM258 102H257V103H258ZM128 103H130V102H128ZM142 103H146V102L143 101ZM142 103H141V104H142ZM147 103H146V104H147ZM226 103H228V102H226ZM230 103H229V104H230ZM237 103H238V102H237ZM237 103H236V104H237ZM259 103H262V102H259ZM259 103H258V104H259ZM132 104H133V103H132ZM137 104H138V103H137ZM152 104H153V103H152ZM157 104H158V102H157ZM169 104H170V102H169ZM186 104H187V103H186ZM217 104H218V102H217ZM234 104H233V107L236 105V104H235V105H234ZM239 104H241V102H240ZM249 104H250V103H249ZM258 104H257V105H258ZM104 105H105V103H104ZM130 105H131V104H128L129 107H128L127 105H125L124 108L127 107V108L132 109V108H131L132 105H131V107H130ZM148 105H150V104H148ZM167 105H168V104H167ZM176 105H178V104H176ZM188 105H189V104H188ZM198 105H199V104H198ZM198 105H197V106H198ZM200 105H201V104H200ZM220 105H222V104H220ZM220 105H219V109H220ZM231 105H232V103H231ZM262 105H263V104H262ZM107 106H108V105H107V103H106V106H105L104 108H106ZM143 106H144V104H143ZM146 106H147V105H146ZM153 106H154V104H153ZM158 106H159V105H158ZM163 106H165V105H163ZM168 106H169V105H168ZM189 106H190V105H189ZM191 106H192V105H191ZM193 106L195 107L196 104L194 103ZM205 106H206V105H205ZM229 106H230V105H229ZM229 106H228V107H229ZM237 106H238V104H237ZM241 106L243 107L242 104H241ZM117 107L119 108V106H117ZM121 107H122V106H121ZM133 107H134V106H133ZM151 107H152V106H151ZM151 107H149V109H151ZM154 107H155V106H154ZM156 107H157V105H156ZM160 107H161V105H160ZM160 107H159L158 109H154L155 111L152 110V112H149V113H148L149 110H148L147 108H146V109L144 108V111L147 110V112H144L143 115H141V116H143L142 118H138V119H136V118L138 117V114H137V117H136L133 121H132V120H131V121L129 120V121L131 122V123H130V126L132 125L131 127H133V125H135L136 128H135L134 131H137V132H138L140 129H142V127H143V128H146V127H147V128L149 129L150 127H152V125L154 124V121H155L159 116L165 114V112L168 111V110H166L165 108H163V107L160 108ZM221 107H222V106H221ZM242 107H240V105H239V109L242 108ZM252 107H253V106H252ZM252 107H251V109H252ZM102 108H103V107H102ZM152 108H153V107H152ZM187 108H188V107H187ZM196 108H197V107H196ZM200 108H201V107H200ZM203 108H204V107H203ZM223 108H224V106H223ZM255 108H256V107L254 106V109H255ZM257 108H258V107H257ZM257 108H256V109H257ZM260 108H261L262 110H261V111L259 110V111H260V112H264V107L262 106V107H260ZM107 109H108V108H107ZM120 109H121V108H120ZM130 109H128V110H130ZM171 109H172V108H171ZM181 109H182V108H181ZM221 109H222V108H221ZM227 109H228V108H227ZM229 109H230V108H229ZM236 109H237V107H236ZM239 109H238V110H239ZM242 109H243V108H242ZM102 110H103V109H102ZM105 110H106V109H105ZM105 110H104V111H105ZM178 110H179V109H178ZM223 110H224V109H223ZM223 110H222V111H223ZM225 110H226V109H225ZM233 110H235V109L232 108V111H233ZM240 110H241V109H240ZM249 110H250V109H249ZM252 110H253V109H252ZM104 111H103V112H104ZM107 111H108V110H107ZM107 111H106V112H107ZM135 111H136V110H135ZM139 111H140V109H139ZM141 111H142V109H141ZM141 111H140V112H141ZM169 111H172V110H169ZM197 111H198V110H197ZM208 111H209V110H208ZM228 111H229V110H227L226 112L228 113ZM235 111H236V110H235ZM124 112H125V111H124ZM128 112H129V111H128ZM128 112H127V113H128ZM183 112H184V111L182 110V113H183ZM199 112H201V111H199ZM199 112H197V114H198ZM204 112H205V110H204ZM209 112H211V111H209ZM230 112H231V110L229 111V114H230ZM253 112H255V111H253ZM104 113H105V112H104ZM127 113H126V114H127ZM167 113H168V112H167ZM177 113H178V112H177ZM186 113H187V112H186ZM211 113H212V112H211ZM213 113L215 114V112H213ZM223 113H225V112H223ZM231 113H232V112H231ZM234 113H235V112H234ZM238 113H239V112H238ZM241 113H242V112H241ZM241 113H240V114H241ZM118 114H119V113H118ZM203 114H204V113H203ZM216 114L218 115V113H216ZM216 114H215V115H216ZM221 114H222V113H221ZM240 114H237V115H240ZM262 114H264V113H262ZM102 115H103V114H102ZM109 115H111V114H109ZM115 115H116V114H115ZM115 115H113V116H115ZM128 115H129V113H128ZM128 115H127V117H128ZM132 115H133V114H131V116H132ZM134 115H135V114H134ZM173 115H174V114H173ZM177 115H178V114H177ZM184 115H186V114H184ZM193 115H194V114H193ZM198 115H199V114H198ZM205 115H207V116L209 115L208 117H211L210 113H208V112H207V114H205ZM212 115H213V114H212ZM222 115H224V114H222ZM222 115H221V116H222ZM237 115L235 114V116H237ZM103 116H104V115H103ZM107 116H108V115H107ZM165 116H166V114H165ZM180 116H181V115H180ZM187 116H189V115H187ZM203 116H204V115H203ZM213 116H214V115H213ZM255 116H256V115H255ZM255 116H254V117H255ZM261 116H262V115H261ZM110 117H111V116H110ZM115 117H116V116H115ZM127 117L125 116L126 119H124V120H126L127 123H128ZM132 117H133V116H132ZM132 117H131V118H132ZM139 117H140V116H139ZM166 117H167V116H166ZM168 117H170V116H168ZM182 117H183V116H182ZM196 117H197V116H196ZM196 117H195V118H196ZM208 117H207L206 119H208ZM257 117H258V116H257ZM262 117H263V116H262ZM102 118H103V117H102ZM106 118H107V117H106ZM106 118H105V119H106ZM118 118H119V117H118ZM118 118H117V119H118ZM131 118H130V119H131ZM163 118H164V116H163ZM172 118H173V117H172ZM190 118H191V117H190ZM201 118H202V117H200V119H201ZM211 118H212V117H211ZM211 118H210V119H211ZM218 118H221V117H220V114H219V117H217V118L215 117V119H218ZM222 118H223V116H222ZM227 118H228V115H227ZM230 118H232V116H231ZM233 118H234V117H233ZM235 118H236V117H235ZM259 118H261V117H259ZM107 119H110L109 116H108ZM113 119H114V117H113ZM113 119H112V120H113ZM119 119H120V118H119ZM119 119H118V121H119ZM132 119H133V118H132ZM159 119H160V118H159ZM192 119H193V118H192ZM202 119H203V118H202ZM223 119H224V118H223ZM256 119H257V118H256ZM261 119H262V118H261ZM124 120H123V121H124ZM161 120H162V119H161ZM161 120H159V121H161ZM193 120H195V119H193ZM197 120H198V118H197ZM197 120H196V121H197ZM208 120H209V119H208ZM211 120H212V119H211ZM218 120H219V119H218ZM224 120H225V119H224ZM230 120H231V119H230ZM230 120H227V121L229 122ZM238 120H239V119H238ZM103 121H104V120H103ZM113 121H114V120H113ZM113 121H112V123H113ZM120 121H121V120H120ZM126 121L123 122V125L125 124V126L128 127V126H129V125H128L129 123L126 124V123H125ZM175 121H176V119H175ZM189 121H190V120H189ZM202 121H203V120H202ZM204 121H205V120H204ZM206 121H207V120H206ZM215 121H216V120H215ZM231 121H232V120H231ZM257 121H258V120H257ZM259 121H260V120H259ZM261 121H262V120H261ZM97 122H98V121H97ZM99 122H100V121H99ZM115 122H116V121H114V123H115ZM156 122H157V121H156ZM199 122H200V121H199ZM212 122L214 123V119H213ZM212 122H211V123H212ZM222 122H224V121L221 119V121H220L219 123H222ZM103 123H104V122H103ZM191 123H192V122H191ZM209 123H210V122H209ZM211 123H210V124H211ZM216 123H217V122H216ZM239 123H240V122H239ZM253 123H254V122H253ZM253 123H252V124H253ZM255 123H256V122H255ZM258 123H259V122H258ZM260 123H261V122H260ZM263 123H264V122H263ZM182 124H183V123H182ZM196 124H197V122H196ZM198 124H199V123H198ZM200 124L202 125V124H204V123H200ZM207 124H208V123H207ZM226 124H227V123H226ZM226 124H225V125H226ZM228 124H229V123H228ZM237 124H238V123H237ZM249 124H250V123H249ZM169 125H170V124H169ZM188 125H190V124H188ZM205 125H206V124H205ZM205 125H203V127H204ZM214 125H215V124H213V127H214ZM245 125H247V123H246ZM253 125H254V124H253ZM263 125H264V124H263ZM130 126H129V128H131ZM218 126H219V125H218ZM230 126H231V125H230ZM232 126H233V125H232ZM235 126H236V125H235ZM247 126H248V125H247ZM200 127H201V126H200ZM206 127H207V126H206ZM215 127H216V126H215ZM215 127H214V128H215ZM227 127H229V126H227ZM245 127H246V126H245ZM250 127H251V126H250ZM255 127H256V125H255ZM259 127H260V126H259ZM154 128H155V127H154ZM188 128H189V127H188ZM197 128H198V127H197ZM197 128H196V129H197ZM214 128H213V129H214ZM233 128L235 129L236 127L233 126L231 129H233ZM251 128H252V127H251ZM131 129H132V128H131ZM158 129H159V127H158ZM203 129H204V128H203ZM207 129H208V128H207ZM210 129H212V127H211ZM216 129H217V128H216ZM256 129H257V128H256ZM256 129L254 128V130H256ZM259 129H260V128H259ZM208 130H209V129H208ZM208 130H207V131H208ZM214 130H215V129H214ZM222 130H223V129H222ZM248 130H249V129H248ZM254 130H253V131H254ZM260 130L263 131V129H260ZM132 131H133V130H132ZM148 131H151V130H148ZM209 131H210V130H209ZM218 131H219V130H218ZM234 131H235V130H234ZM240 131H241V130H240ZM240 131H239V132H240ZM244 131L246 132V130H244ZM249 131H250V130H249ZM219 132H220V131H219ZM223 132H224V131H223ZM227 132H228V131H227ZM239 132H235V134L237 135V133H239ZM250 132L252 133V131H250ZM159 133H160V132H159ZM204 133H205V132H204ZM213 133H214V132H213ZM216 133H218V132H216ZM216 133H215V134H216ZM220 133H221V132H220ZM228 133H231V134H232V132H230V130H229ZM251 133H249V134H251ZM257 133H258V134H259V133L261 134L260 131H257ZM89 134H90V133H89ZM92 134H93V133H92ZM115 134H116V133H115ZM115 134H114V135H115ZM119 134H120V131H119L118 135H119ZM202 134H203V133H202ZM221 134H222V133H221ZM221 134H220V135H221ZM242 134H243V133H242ZM260 134H259V136H260ZM263 134H264V133H263ZM93 135H95V134H93ZM96 135H97V133H96ZM96 135H95V137H96ZM118 135L116 134V136H118ZM120 135H122V134H120ZM200 135H201V134H200ZM223 135H224V134H223ZM238 135H239V134H238ZM238 135H237V136H238ZM116 136H115V137H116ZM162 136H164V134H163ZM166 136H167V135H166ZM230 136H231V135H230ZM241 136H242V135H241ZM241 136H239L240 139H241ZM246 136H247V135H246ZM250 136H252V135H250ZM255 136H258V135L256 134ZM261 136H263V135L261 134ZM118 137H119V136H118ZM122 137H123V136H122ZM156 137H157V136H156ZM212 137H213V136H212ZM215 137H216V136H215ZM218 137H219V136H218ZM225 137L227 138V136H225ZM235 137H236V136H235ZM239 137H238V139H239ZM252 137H254V136H252ZM93 138H94V136H93ZM120 138H121V137H120ZM147 138H149V141H150V139H151V140H152V138L154 139L155 136H154V135H151V134H146V135L143 137L142 140L147 139ZM164 138H165V137H164ZM213 138H214V137H213ZM231 138H232V137H230V139H231ZM233 138H234V137H233ZM245 138H246V137H245ZM250 138H251V137H250ZM262 138L264 139V137H262ZM115 139H116V138H115ZM155 139H156V138H155ZM207 139H208V138H207ZM211 139H212V138H211ZM214 139H215V138H214ZM234 139H236V138H234ZM238 139H237V140H238ZM246 139H247V138H246ZM255 139H258V138H255ZM263 139H262V140H263ZM163 140H164V139H163ZM208 140H209V139H208ZM215 140H216V139H215ZM243 140L245 141V139H243ZM243 140H242V141H243ZM250 140H251L250 143H254V142H252V138H251ZM253 140H254V139H253ZM259 140H260V139H259ZM147 141H148V140H147ZM152 141H153V140H152ZM158 141H159V138H158ZM160 141H162V140H160ZM209 141H210V140H209ZM216 141H217V140H216ZM235 141H236V140H235ZM239 141H241V140H238V142H239ZM254 141H255V140H254ZM256 141H257V140H256ZM256 141H255V143H256ZM156 142H157V140H156L155 142H152V143H154V145H155ZM210 142H211V141H210ZM227 142H228V141H227ZM261 142H262V141H261ZM148 143H149V142H148ZM158 143H159V142H158ZM158 143H157V145H158ZM161 143H162V142H161ZM166 143H167V145H168V141H167ZM214 143H215V142H214ZM241 143H242V145H243L244 142H241ZM241 143H240V146H241ZM246 143H247V142H246ZM248 143H249V140H248ZM255 143H254V145H255ZM259 143H260V142H259ZM154 145H153V146H154ZM224 145H225V143H224ZM236 145H237V142H236ZM261 145H262V143H261ZM151 146H152V145H151ZM165 146H166V145H165ZM165 146H164V147H165ZM220 146H223V145H220ZM225 146H226V145H225ZM229 146H230V143H229ZM243 146H245V143H244ZM249 146H250V145H249ZM249 146H247V147H249ZM159 147H161V146L159 145ZM237 147H238V146H237ZM255 147H258V146H255ZM166 148H167V147H166ZM250 148H251V147H250ZM259 148H260V147H258V150H260V151H263V150H264V149L261 150V149H259ZM261 148H262V147H261ZM148 149H149V147H148ZM148 149H146V150L148 151ZM150 149H152V148H150ZM155 149H156V148H155ZM161 149H163V148H161ZM161 149H160V150H161ZM222 149H223V148H222ZM227 149H228V147H227ZM237 149H238V148H237ZM237 149H236V151H239V150H237ZM248 149H249V148H248ZM254 149H255V148H254ZM256 149H257V148H256ZM146 150H145V151H146ZM156 150H157V152H158L159 149H156ZM156 150H153V151L156 152ZM160 150H159V151H160ZM163 150H164V149H163ZM163 150H162V151H163ZM245 150L247 151V149H245ZM258 150H257V151H258ZM145 151H144V152H145ZM162 151H160V152H162ZM236 151H235V153H237ZM248 151L250 152V150H248ZM251 151H253V149H252ZM257 151H256V152H257ZM260 151H258V154H260V153H259ZM150 152H151V150H150ZM160 152H159V153H160ZM256 152H255V153H256ZM145 153H147V152H145ZM151 153H152V152H151ZM153 153H154V152H153ZM165 153H166V150H165ZM251 153H252V152H251ZM255 153H252V155L254 154V156H256ZM263 153H264V152H263ZM148 154H149V153H148ZM155 154H156V153H155ZM157 154H158V153H157ZM161 154H163V153H161ZM161 154H159L158 156L161 157V156H162ZM237 154H238V153H237ZM243 154H244V153H243ZM261 154H262V153H261ZM146 155H147V154H146ZM149 155H150V154H149ZM165 155H166V154H165ZM171 155H172V154H171ZM223 155H224V154H223ZM246 155H247V154H246ZM246 155H244V156H246ZM248 155H249V154H248ZM248 155H247V156H248ZM152 156L154 157V154H152ZM227 156H228V155H227ZM259 156H260V155H259ZM259 156H258V157H259ZM162 157H163V156H162ZM162 157H161V158H162ZM203 157H204V156H203ZM240 157H241V156H240ZM249 157L252 158V156H249ZM195 158L198 159V157H195ZM200 158H202V156H201ZM244 158H245V157H244ZM197 159H196V160H197ZM246 159H247V158H246ZM255 159H256V160L254 161V164L252 163L254 169H255L256 167H258L259 164L261 165V163H263V161H264V155L261 156V157H259L258 159H257V158H255ZM194 160H195V159H194ZM198 160H199V159H198ZM198 160H197V161H198ZM201 160H202V159H201ZM205 160H206V159H205ZM247 160L249 161V159H247ZM251 160L253 161V159H251ZM187 161H188V160H187ZM202 161H204V160H202ZM208 161H209V160H208ZM208 161H207V162H208ZM162 162H163V161H162ZM194 162H196V161H194ZM204 162H205V161H204ZM211 162H212V160H211ZM214 162H215V161H214ZM258 162H259V164H258ZM178 163H179V162H178ZM198 163H200V161H199ZM228 163H229V162H228ZM247 163H249V162H247ZM164 164H165V163H164ZM182 164H183V163H182ZM189 164H190V163H189ZM192 164H193V163H192ZM194 164H195V163H194ZM201 164H203V163H201ZM205 164H206V163H205ZM211 164H212V163H211ZM178 165H180V164H178ZM190 165H191V164H190ZM213 165H214V164H213ZM260 165H259V166H260ZM180 166H181V165H180ZM186 166H187V165H186ZM186 166H185V167H186ZM205 166H207V164H206ZM209 166H210V165H209ZM229 166H231V165H229ZM181 167H183V165H182ZM192 167L194 168L193 165H192ZM203 167H204V166H203ZM212 167H214V166H212ZM249 167H250V166H249ZM251 167H252V166H251ZM193 168H192V169H193ZM200 168H201V167H200ZM200 168H197L196 170L193 169V170H195L200 176L207 177L208 174L210 173V171L208 172V171H206L207 169L205 170V169H200ZM217 168H218V167H217ZM217 168H216V169H217ZM189 169H190V168H189ZM231 169H232V168H231ZM254 169H252V170H254ZM167 170H168V169H167ZM184 170H185V169H184ZM209 170H210V168H209ZM244 170H245V169H244ZM246 170H247V169H246ZM185 171H186V170H185ZM211 171H212V170H211ZM213 171H214V170H213ZM219 171H220V169H219ZM222 171H223V170H222ZM257 171H258V170H257ZM207 172H208V173H207ZM259 172H260V171H259ZM261 172H262V171H261ZM166 173H167V172H166ZM168 173H169V171H168ZM185 173H186V172H184L183 174H185ZM194 173H195V172H194ZM197 173H196L195 176H197ZM218 173H219V172L217 171V174H218ZM250 173H251V172H250ZM170 174H171V173H170ZM212 174H213V172L211 173V175H212ZM217 174H213L212 176L215 177L214 175H217ZM220 174H222L223 177H224V174H226V173H224V174H223V173H220ZM251 174H252V173H251ZM189 175H191V174H188V176H189ZM199 175H198V176H199ZM211 175L207 177V178H209V179H208L209 181L214 180L213 178H212V180H210V179H211V178H210ZM222 175H221V176H222ZM246 175H247V174H246ZM177 176H178V175H177ZM186 176H187V174H186ZM217 176H218V175H217ZM260 176H261V175H260ZM184 177H185V176H184ZM204 177H203L202 179H204ZM223 177H222V178H223ZM255 177H256V176H255ZM258 177H259V176H258ZM180 178H181V180H182V177H180ZM187 178H188V177H187ZM200 178H201V177H200ZM200 178L198 177V181L201 180ZM207 178H205V179H207ZM215 178H217V177H215ZM250 178H251V177H250ZM256 178H257V177H256ZM166 179H167V178H166ZM184 179H185V178H184ZM217 179H221V177H219V178H217ZM217 179H216V182H217ZM254 179H255V178H254ZM254 179L251 180V183H252V184H255V185H253V186H256L257 181H254ZM262 179H263V178H262ZM175 180H176V179H175ZM187 180H188V179H187ZM187 180H186V181H187ZM192 180H193V179H192ZM194 180H195V179H194ZM194 180H193V181H194ZM221 180H222V179H221ZM221 180H220V181H221ZM189 181H190V180H189ZM203 181H205V180H203ZM206 181H207V180H206ZM206 181H205V184H206ZM209 181H208V183H209ZM236 181H237V180H236ZM170 182H171V181H170ZM170 182H169V183H170ZM179 182H182V181H179ZM179 182H178V183H179ZM195 182H196V181H195ZM195 182H191V185H192L193 187H195V189H196V183H197V182H196V183H195ZM199 182H200V181H199ZM218 182H219V180H218ZM182 183H183V182H182ZM184 183H185V182H184ZM201 183H202V180H201ZM220 183H222V182H220ZM225 183H226V182H225ZM234 183H235V182H234ZM258 183H259V182H258ZM263 183H264V181H263ZM263 183H262V184H263ZM170 184H172V182H171ZM180 184H181V183H180ZM202 184H204V183H202ZM212 184H213V183H212ZM222 184H223V183H222ZM226 184H227V183H226ZM191 185H190V186H191ZM207 185H208V184H207ZM215 185H216V184H215ZM249 185H250V184H249ZM257 185H258V184H257ZM260 185H261V182H260ZM260 185H259V186H260ZM168 186H169V185H168ZM170 186L173 187V185H170ZM185 186H186V185H185ZM231 186H232V185H231ZM174 187H175V185H174ZM174 187H173V188H174ZM179 187H180V186H179ZM181 187H183V186H181ZM206 187L208 188V186H206ZM209 187H210V186H209ZM214 187H215V186H214ZM214 187H213V188H214ZM161 188H162V187H161ZM176 188H177V187H176ZM188 188H189V187H188ZM204 188H205V187H204ZM262 188H264V187H262ZM262 188H261V189H262ZM159 189H160V188H159ZM185 189H186V188H185ZM185 189H184V190H185ZM190 189H191L190 191H192L193 188H190ZM225 189H226V188H225ZM163 190H164V189H163ZM214 190H216V189H214ZM160 191H161V190H160ZM187 191H188V190H187ZM193 191H194V190H193ZM195 191H198V189L195 190ZM195 191H194V192H195ZM199 191H200V190H199ZM210 191H212V189H211ZM216 191H217V190H216ZM223 191H224V190H223ZM256 191H257V190H256ZM158 192H159V191H158ZM166 192H167V191H166ZM169 192H170V191H169ZM188 192H189V191H188ZM188 192H187V193H188ZM207 192H208V191H207ZM207 192H203V193H207ZM258 192L260 193V191H258ZM154 193H155V192H154ZM156 193H157V192H156ZM189 193H190V192H189ZM189 193H188V194H189ZM203 193H202V194H203ZM213 193H214V192H213ZM151 194H152V193H151ZM161 194H162V192H161ZM163 194H164V193H163ZM191 194H193V193H191ZM195 194H196V193H195ZM195 194H194V195H195ZM211 194H212V193H211ZM211 194H210V195H211ZM261 194H262V193H261ZM185 195H186V194H185ZM185 195H184V196H185ZM194 195H193V197H192V200H193V198H194ZM200 195H201V194H200ZM200 195H199V196H200ZM207 195L210 196L209 193H208ZM212 195H213V194H212ZM212 195H211L210 197H212ZM169 196H170V197H168V199L165 198L166 200H165V202H164V204H163V205H164L163 209L166 208L167 211L172 212V213H173V216H174V215H175V216H176V215H180L181 217L183 216L184 218H187V217H189V216L191 215V213H190L191 208L188 210L187 207H183V208H182L181 205H182V204H183V205H184V204H186V205L190 204V205H191L193 201H192V200H191L192 202H190V200L187 201L189 196H188L186 199L183 197V192H182V189H181V188H180V189H172V191H171V195H169ZM190 196H191V195H190ZM196 196H198V195H196ZM202 196H203V195H202ZM202 196L199 197V198H203ZM205 196H206V195H205ZM151 197H152V196H151ZM159 197H161V196H159ZM159 197H158V198H159ZM166 197H167V195H166ZM206 197H207V196H206ZM199 198H197V199H199ZM207 198H208V197H207ZM212 198H214V197H212ZM235 198H236V197H235ZM238 198H239V197H238ZM245 198L247 199V203L244 204V205H246L245 208L247 209V211L242 213V215H243L242 217H243L244 219H242V218L240 217L241 221L239 220V221H240L239 224H240V226H241L240 229H242V230L238 229L237 226L227 225V224L225 223V221H226V220H225V219H226L225 217H224V219H221V220H218V219L216 220V218L213 219V218L211 217L213 213L211 214V213H207V212H206L203 216H202V213H198L197 216L200 215L201 217H203L202 219L204 220L205 223H207V225H209V226L211 225V227H212V226H214V227L216 226L217 229L220 230V236H221L220 238H221V240H222L223 243H224L223 245L226 244V247H227L228 244H230L231 242H233V243L235 244L234 246H236V244H238V245L240 246V247L235 248V249H234V247H232V248L230 247V249L228 248L230 251L234 252L233 254L236 253L235 257L237 258L238 264H242V263H246V264H247V263H248V264H251V263H252V264H254V263H257V264H264V200L262 199V196H260V195H258V194L256 195V193H254L252 190L248 191V192H247V195L241 197V199H244V200H245ZM195 199H196V197H195ZM195 199H194V200H195ZM205 199H206V198H204V200H205ZM241 199H240V201H241ZM152 200H153V198H152ZM152 200L150 199L151 202H152ZM156 200H157V199H156ZM162 200H164V199L162 198V199H161V202H162ZM199 200H201V199H199ZM199 200H198V202H199ZM209 200H210V199H209ZM209 200H208V201H209ZM215 200H216V199H215ZM244 200H243V201H244ZM195 201H196V200H195ZM208 201H207V202H208ZM212 202H213V201H212ZM222 202H223V201H222ZM157 203H158V202H157ZM202 203H203V201H202ZM205 203H206V202H205ZM215 203H216V202H215ZM218 203H220V202H218ZM242 203H243V202H242ZM147 204H148V203H147ZM195 204H196V203H195ZM195 204H194V205H195ZM203 204H204V203H203ZM203 204H202V205H203ZM209 204H211V201H210ZM212 204H213V203H212ZM239 204H240V203H239ZM159 205H161V204H159ZM197 205H198V204H197ZM215 205H216V204H215ZM217 205H218V204H217ZM244 205H243V206H244ZM188 206H189V205H188ZM195 206H196V205H195ZM198 206H199V205H198ZM209 206H211V205H209ZM147 207H148V205H147ZM203 207H204V205H203ZM207 207H208V206H207ZM207 207H206V209L203 208L204 211H205V210H208ZM216 207H219V206H216ZM216 207H214V208H216ZM151 208H152V207H151ZM192 208H193V206H192ZM195 208H196V207H195ZM198 208H199V207H198ZM209 208H210V207H209ZM214 208H213V210H214ZM200 209H201V208H200ZM218 209H219V208H218ZM242 210H243V209H242ZM242 210H241V211H242ZM204 211L202 210V212H204ZM214 211H215V210H214ZM223 211H224V210H223ZM226 211H227V210H225V212H226ZM241 211H240V212H241ZM195 212H196V211H195ZM210 212H211V210H210ZM222 213L225 215L224 212H222ZM228 213H229V212H228ZM230 213H232V212H230ZM214 214H215V213H214ZM235 214H236V212H235ZM237 214H238V213H237ZM149 215H150V214H149ZM169 215H170V214H169ZM193 215H194V214H193ZM215 215H216V214H215ZM215 215H214V216H215ZM224 215H222V217H223ZM232 215H233V213H232ZM195 216H196V214H195ZM214 216H213V217H214ZM238 216H239V215H238ZM240 216H241V215H240ZM201 217H200V218H201ZM216 217H217V216H216ZM227 217H228V216H227ZM230 217H231V216H230ZM230 217H229V218H230ZM249 217H252V219L249 218ZM200 218H199V219H200ZM233 218H234V217H233ZM236 218H237V217H236ZM238 218H239V217H238ZM187 219H188V218H187ZM242 220H243V221H242ZM169 221H170V219H169ZM169 221H164V222H162L161 224H159V227H160L159 229L161 230V229H165V228H167V227L170 225V224H169ZM198 221H199V220H198ZM237 221H238V219H237ZM170 222H171V221H170ZM186 222H187V220H186ZM199 222H200V221H199ZM202 222H203V221H202ZM202 222H201V223H202ZM227 222H228V221H227ZM36 223H37V222H36ZM2 224H4V223H2ZM2 224H1V225H2ZM203 224H204V223H203ZM229 224H230V223H229ZM237 224H238V223H237ZM106 225H107V224H106ZM106 225L104 226V228L107 227ZM204 225H205L206 229H207V227L209 228V226H207L206 224H204ZM6 226H7V225H6ZM6 226H5V228H7ZM1 228H4V227L1 226L0 229H1ZM5 228H4V229H5ZM212 228H213V227H212ZM4 229H1V230H0V237H1V234H3V233H4V234H7V233H5ZM108 229H109V228H108ZM108 229H107V230H108ZM159 229H158V230H159ZM204 229H205V228H203V230H204ZM209 229H210V228H209ZM217 229L214 230V231H219V230H217ZM167 230H170V228L167 229ZM179 230H180V229H179ZM6 231H7V230H6ZM111 231H112V229H111ZM111 231H110V232H111ZM113 231L115 232V229H114ZM184 231H185V230H184ZM106 232H108V231H106ZM167 232H168V231H167ZM204 232H205V230H204ZM108 233H109V232H108ZM168 233H169V232H168ZM182 233H184V232H182ZM215 233H217V232H215ZM8 234H9V233H8ZM114 234H116V233H114ZM159 234H160V233H159ZM200 234H201V233H200ZM106 235H107V234H105V236H106ZM108 235L111 236V235H113V234H108ZM166 235H167V234H166ZM170 235H171V234H170ZM173 235L175 236V233H174ZM177 235H178V231H177ZM180 235H181V234H180ZM180 235H179V236H180ZM195 235H196V233H195ZM202 235H203V234H202ZM214 235H216V234H214ZM2 236H3V235H2ZM5 236H6V235H5ZM7 236H8V235H7ZM115 236H116V235H115ZM152 236H153V235H152ZM152 236H151V237H152ZM159 236H160V235H159ZM179 236H177V237H179ZM186 236H187V235H186ZM108 237H109V236H108ZM108 237H107V238H108ZM151 237H150V238H151ZM175 237H176V236H175ZM180 237H181V236H180ZM182 237H183V236H182ZM4 238H5V237H3L2 240H4ZM105 238H106V237H105ZM107 238H106V239H107ZM110 238H111V237H110ZM110 238H109V239H110ZM152 238H153V237H152ZM171 238H172V237H171ZM171 238H170V239H171ZM203 238H204V237H203ZM215 238H216V237H215ZM218 238H219V237H218ZM218 238H217V239H218ZM154 239H155V238H154ZM159 239H160V238H159ZM168 239H169V238H168ZM170 239L168 240V242L171 241ZM172 239H175V238L173 237ZM205 239H206V238H205ZM2 240H1V241H2ZM152 240H153V239H152ZM176 240H177V238H176ZM193 240H194V239H193ZM201 240H202V239H201ZM1 241H0V242H1ZM4 241H5V240H4ZM147 241H148V240H146V243H147ZM163 241H164V239H163ZM163 241H162V242H163ZM174 241H175V240H174ZM174 241L172 240V242H174ZM179 241H180V238H179ZM191 241H192V240H191ZM202 241H203V240H202ZM2 242H3V241H2ZM166 242H167V240H166ZM168 242H167V243H168ZM203 242H204V241H203ZM215 242H216V240H215ZM164 243H165V241H164ZM206 243H207V242H206ZM209 243H210V242H209ZM216 243H217V242H216ZM220 243H222V242H220ZM102 244H103V243H102ZM106 244H107V242H106ZM109 244H110V243H109ZM149 244H150V243H149ZM155 244H157V243H155ZM155 244H154V245H155ZM160 244H161V243H160ZM169 244H170V243H169ZM175 244H176V243H175ZM180 244H181V243H180ZM200 244H201V243H200ZM204 244H205V243H204ZM248 244H249V245H248ZM25 245H26V244H25ZM28 245H29V244H28ZM30 245H31V244H30ZM162 245H163V244H162ZM172 245H173V243H172ZM178 245H179V244H178ZM220 245H221V244H220ZM223 245H221V246H223ZM232 245H233V244H232ZM232 245H231V246H232ZM238 245H237V246H238ZM245 245H248V246L251 245V247H247V246H245ZM108 246H109V245H108ZM152 246H153V245H152ZM160 246H161V245H160ZM170 246H171V245H170ZM208 246H209V245H208ZM210 246H211V245H210ZM212 246H213V245H212ZM104 247H105V246H104ZM161 247H162V246H161ZM163 247H165V246H163ZM163 247L161 248V251L163 250ZM181 247H182V246H181ZM39 248H40V247H39ZM41 248H42V247H41ZM44 248H45V247H44ZM155 248H157V246H155ZM186 248H187V247H186ZM205 248H206V246H205ZM217 248H218V247H217ZM223 248H224V246H223ZM148 249H149V247H148ZM179 249H180V248H179ZM179 249H178V250H179ZM182 249H183V248H182ZM184 249H185V247H184ZM197 249H198V248H197ZM199 249H200V248H199ZM208 249H210V248H208ZM143 250H144V251H143ZM143 250H142V251L145 253V249H143ZM151 250H152V249H151ZM171 250H172V249H171ZM202 250H203V249H202ZM108 251H109V250H108ZM131 251H133V250H131ZM163 251H166V250H163ZM163 251H162V252H163ZM173 251H174V249H173ZM175 251H176V250H175ZM179 251H180V250H179ZM185 251L188 252V250H185ZM198 251H199V250H198ZM212 251H213V250H212ZM147 252H149V254H150L151 251L149 250V251H147ZM159 252H160V251H159ZM156 253L159 254L158 252H156ZM165 253H166V252H164V254H165ZM181 253H182V252H181ZM197 253L199 254L200 252H197ZM197 253H196V254H197ZM203 253H205V252H203ZM215 253H217V252H215ZM229 253H230V252H229ZM255 253H256V254L258 253V256H260V257H258V258H260L259 261H255V260H254V254H255ZM114 254H115V253H114ZM154 254H155V253L151 254L152 260H153V257H154V256H152V255H154ZM183 254H184V252L182 253V256H183ZM188 254H189V252H188ZM190 254L192 255L193 253H190ZM190 254H189V255H190ZM196 254H195V255H196ZM198 254H197V255H198ZM201 254H202V253H201ZM201 254H200V255H201ZM227 254H228V252H227ZM256 254H255V256H256ZM115 255H116V254H115ZM141 255H142V254H141ZM155 255H156V254H155ZM161 255H162V254H161ZM178 255H179V253H178ZM195 255H192V257L195 256ZM203 255H204V254H203ZM205 255H206V254H205ZM205 255H204V256H205ZM209 255H210V254H209ZM95 256H96V255H95ZM129 256H130V255H129ZM142 256H143V255H142ZM148 256H149V255H148ZM159 256H160V255H159ZM164 256H166V255H164ZM172 256H173V255H172ZM185 256L187 257L188 255H185ZM198 256H199V255H198ZM204 256L201 255L200 257L203 258ZM93 257H94V256H93ZM107 257H108V256H107ZM107 257H106V258H107ZM151 257H148V260H150L149 258H151ZM155 257H158V256H155ZM188 257H189V256H188ZM235 257H233V258H235ZM91 258H92V256H91ZM94 258H95V257H94ZM99 258H100V257H98V259H99ZM140 258H141V257H140ZM140 258H138V261H137V262H139V259H140ZM161 258L163 259V256H162V257H159V260H160ZM166 258H167V257H166ZM166 258H165V259H166ZM176 258H178V257H176ZM195 258L197 259L196 256H195ZM198 258H199V257H198ZM201 258H200V259H201ZM208 258H210V256H209ZM236 258H235V260H236ZM95 259H96V258H95ZM95 259H94V260H95ZM98 259H97V260H98ZM131 259H132L131 256H130V259H128V257H127V260H131ZM133 259H134V258H133ZM157 259H158V258H157ZM162 259H161V260H162ZM180 259H181V258H180ZM231 259H232V258H231ZM91 260H92V259H91ZM94 260H93V261H94ZM97 260H96V261H97ZM101 260H103V259H101ZM105 260H107V259H105ZM143 260H144V258H143ZM152 260H150V261H152ZM169 260H170V259H169ZM181 260H182V259H181ZM185 260H186V259H185ZM188 260L192 261V260L189 259V258H188ZM188 260H186V261H188ZM202 260H203V259H202ZM204 260H206V259H204ZM233 260H234V259H233ZM103 261H104V260H103ZM103 261H102V262H103ZM107 261H108V260H107ZM131 261H133V260H131ZM140 261H142V260H140ZM145 261H146V260H145ZM153 261H154V260H153ZM155 261H157V260H155ZM173 261H174V259H173ZM178 261H179V260H178ZM178 261H177V262H178ZM182 261H183V260H182ZM190 261H189V263H190ZM193 261H194V260H193ZM193 261H192V262H193ZM109 262H110V261H109ZM128 262H130V261H128ZM194 262H195V261H194ZM194 262H193V263H194ZM235 262H236V261H235ZM95 263H96V262H95ZM105 263H106V262H105ZM105 263H104V264H105ZM107 263H108V262H107ZM107 263H106V264H107ZM110 263H111V262H110ZM125 263L128 264L127 262H125ZM125 263H124V264H125ZM133 263H134V261H133ZM135 263H136V261H135ZM139 263L141 264V262H139ZM139 263H138V264H139ZM144 263L146 264V262H144ZM148 263H149V262H148ZM154 263H155V262H154ZM162 263H163V262H162ZM170 263H171V262H170ZM193 263H192V264H193ZM99 264H102V263H99ZM111 264H112V263H111ZM129 264H131V262H130ZM136 264H137V263H136ZM150 264H153V262L150 263ZM156 264H158V262H157ZM185 264H188V263H185ZM190 264H191V263H190ZM198 264H199V263H198Z\"/></svg>",
    "mask_w": 264,
    "mask_h": 264
}]
</instances>
